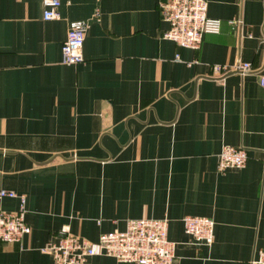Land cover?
<instances>
[{
    "label": "crops",
    "instance_id": "1",
    "mask_svg": "<svg viewBox=\"0 0 264 264\" xmlns=\"http://www.w3.org/2000/svg\"><path fill=\"white\" fill-rule=\"evenodd\" d=\"M157 1L59 0L46 20L42 0H0V189L25 195L30 226L0 241V264H54L40 248L61 229L94 241L140 217L168 219L173 264H251L264 249V0H207L220 29L197 49L162 37ZM75 20L83 60L64 64ZM237 61L251 71H213ZM223 145L244 147L245 165L219 171ZM185 215L214 220L210 246Z\"/></svg>",
    "mask_w": 264,
    "mask_h": 264
},
{
    "label": "built area",
    "instance_id": "2",
    "mask_svg": "<svg viewBox=\"0 0 264 264\" xmlns=\"http://www.w3.org/2000/svg\"><path fill=\"white\" fill-rule=\"evenodd\" d=\"M43 19H59V0H42ZM157 8L167 28L162 37L177 43L181 47L199 48L205 33H216L220 29V19L207 15V0H158ZM240 20L231 19L235 25ZM86 22L71 21L61 47V62L77 64L83 60L82 46ZM178 56V55H177ZM251 63L237 61L229 68L214 64L215 74L229 70L241 74L251 71ZM260 83L264 85V75ZM248 159L244 147L223 145L217 154V169L223 171L232 167H243ZM11 197L18 199L15 211L0 208V241L19 242L30 232L25 220V195L9 189H0V199ZM183 229L194 243L210 246L213 241L214 220L211 217L185 215L181 218ZM168 219L129 218L124 229L101 232L97 239H88L75 235L70 230L61 229L56 240L46 242L40 250L51 256L54 264H87L92 256H110L119 262L131 264H173L175 242L168 238ZM251 264H264V249H259Z\"/></svg>",
    "mask_w": 264,
    "mask_h": 264
}]
</instances>
